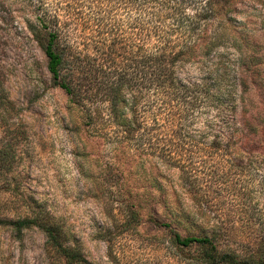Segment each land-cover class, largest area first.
<instances>
[{
  "label": "rangeland",
  "instance_id": "1",
  "mask_svg": "<svg viewBox=\"0 0 264 264\" xmlns=\"http://www.w3.org/2000/svg\"><path fill=\"white\" fill-rule=\"evenodd\" d=\"M54 3L44 1L50 15ZM44 5L0 0V220L39 213L61 226L79 264H212L218 258L211 247H183L175 236L214 231L222 236L220 248L258 253L264 247V0H235L216 21L217 42L179 75L188 85L229 79L212 89L221 103L191 132L203 142H161L172 149V161L188 164L184 179L137 142L88 126L86 108L107 107L108 78L92 68L88 79L66 76L71 85L79 82L81 104L55 84L44 50ZM80 52L95 55L92 47ZM119 105L121 121H130L127 104ZM57 258L37 226L17 237L0 225V264H57Z\"/></svg>",
  "mask_w": 264,
  "mask_h": 264
},
{
  "label": "trees",
  "instance_id": "2",
  "mask_svg": "<svg viewBox=\"0 0 264 264\" xmlns=\"http://www.w3.org/2000/svg\"><path fill=\"white\" fill-rule=\"evenodd\" d=\"M31 1L44 5L45 0ZM53 1L55 14L50 15L44 5L40 19L49 35L44 50L52 80L81 104L79 82L71 85L66 76L73 80L78 73L79 78L88 79V71L92 69L102 73L108 78L103 83L107 107L92 102L86 108L88 126L119 142H137L144 152L162 159L164 165L179 168L180 178L184 179L183 175L189 174L188 164L178 158L172 161V149L161 142H173L176 147L182 142H203V135L195 138L191 132L199 118L216 107V101L221 103V97L213 94L212 89L221 90L229 79L216 80L212 85H188L179 75L188 64L199 62L197 52L217 42L213 37L216 21L228 14L235 0ZM71 36L75 37L74 43ZM82 46L92 47L94 57H82ZM91 80L99 85L98 78ZM240 82L245 88L246 82ZM120 103L129 107L130 121H121ZM203 125L206 130L213 129L210 120ZM248 125H243L241 131L245 132ZM212 142L220 141L215 138ZM193 176L197 179L196 173ZM154 222L172 228L157 219ZM0 225H8L17 237L37 226L57 253V264L81 261L75 247L63 239L61 226L44 222L39 213L3 219ZM175 237L183 247L193 244L211 247L218 258H211L212 264H264V247L256 254L246 255L232 248H220L222 236L215 231L210 237L181 238L179 234Z\"/></svg>",
  "mask_w": 264,
  "mask_h": 264
}]
</instances>
